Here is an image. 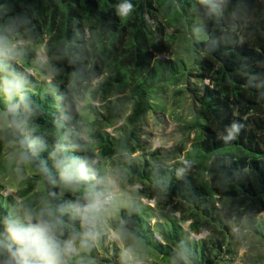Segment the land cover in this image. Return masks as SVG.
<instances>
[{
  "label": "trees",
  "instance_id": "trees-1",
  "mask_svg": "<svg viewBox=\"0 0 264 264\" xmlns=\"http://www.w3.org/2000/svg\"><path fill=\"white\" fill-rule=\"evenodd\" d=\"M0 52L26 80L4 107L0 155L15 142L34 171L10 193L0 183V264H20L9 226L40 220L53 226L63 264L110 252L123 264L234 260L241 242L229 221L264 213V0H0ZM109 83L121 90L103 103L115 122L149 111L165 122L163 107L189 92L191 116L179 127L194 129L191 144L155 146L152 131L121 123L110 134L91 131L100 137L93 145L78 106L99 110L89 98ZM110 173L125 191L113 205ZM8 201L20 204L18 221ZM110 233L124 252L104 242Z\"/></svg>",
  "mask_w": 264,
  "mask_h": 264
},
{
  "label": "rangeland",
  "instance_id": "rangeland-1",
  "mask_svg": "<svg viewBox=\"0 0 264 264\" xmlns=\"http://www.w3.org/2000/svg\"><path fill=\"white\" fill-rule=\"evenodd\" d=\"M17 43H25L23 40H19ZM34 49L37 56L41 61H45L46 54L43 51L42 45L34 44ZM164 54L155 55V57H161ZM165 56H167L165 54ZM12 64L8 57L4 56L0 52V128L8 124L7 115L4 107L6 106L9 99L14 96H19L23 93V84L26 80L23 77L16 76L14 70H11ZM138 68V67H137ZM167 71L170 72V69L167 68ZM26 73L31 74V70H28ZM159 77H162L163 74L160 71L157 72ZM146 76H148L146 74ZM171 76V75H170ZM98 77L93 80V83H97ZM142 78V76L140 77ZM132 81L129 80V83L123 88L124 91L128 92L129 87ZM118 85V83H112ZM121 90L111 89V83L105 86L100 87V92L94 98H89L91 103L95 107H99V110H89L83 107V102L79 104L80 114L82 117V126L85 137L89 138L94 131H107L109 134L112 132H117L116 127L121 123H126L129 126L137 125L143 127L144 129L152 131L149 136L153 137V145L157 146L159 144H165L167 147L171 146L173 143H176V140L182 139L186 146L190 145L193 137L195 135L194 129H189L187 126L180 131L179 125L183 123L185 119H189L191 116L192 110V96L189 92H184V94L170 99V101L163 107L165 113V122L158 123L155 114L152 111H149L145 116L131 119L122 116L120 120L115 122L112 119L115 117L110 116L113 111H108L104 107V102H107L109 98L114 97L115 92H120ZM107 93V94H106ZM106 96L103 98V95ZM86 101V100H85ZM106 108V110H105ZM177 108V109H176ZM176 109V110H175ZM100 137L98 134L91 136L90 140L93 142V145L96 146V140ZM34 174L33 169L31 168L23 149L17 147L15 142H10L3 149L0 155V183L6 187V192L10 193L15 191V189H20L26 186L28 178ZM108 181L111 184L115 195L110 205H113L117 200L120 194H125V191L122 189L121 184L117 179L112 177V174L108 176ZM35 190L40 195V201L45 206V192L44 184L41 179L37 180ZM117 204V203H116ZM115 204V205H116ZM20 204L8 201L6 203V208L9 212V217L14 221L19 220V213L14 212V208ZM49 209L54 208L48 204ZM104 211H108V206ZM264 213L260 215H247L241 218L239 221L234 219L229 221L232 224L233 229L237 233L241 246L238 249L237 255L234 257V260L230 264H264ZM25 225V224H24ZM186 225V222L184 223ZM26 227V226H25ZM206 232L203 231L199 234L193 235L195 238L204 237ZM111 239L116 241V245L121 247L119 251L124 252L122 244L118 240L117 236L113 233H110L105 238L104 242L110 243ZM109 241V242H108ZM74 247H71L70 252H74ZM82 248L77 247V251ZM117 255V256H116ZM118 253L110 252V255L107 256V259L95 260L93 264H123L124 260L118 257ZM68 264L71 262H77L81 260L90 259L86 255L78 256H69L68 255ZM89 263V262H88ZM86 263V264H88ZM135 264V263H134ZM147 264H156L153 262V259L150 258Z\"/></svg>",
  "mask_w": 264,
  "mask_h": 264
},
{
  "label": "clouds",
  "instance_id": "clouds-1",
  "mask_svg": "<svg viewBox=\"0 0 264 264\" xmlns=\"http://www.w3.org/2000/svg\"><path fill=\"white\" fill-rule=\"evenodd\" d=\"M131 8V4L123 5L122 14L126 15ZM233 129L237 130L235 125ZM52 227L44 220L28 227L15 222L9 226L12 239L19 245L15 255L20 258V264H30L32 260L39 264H63L62 250L51 235Z\"/></svg>",
  "mask_w": 264,
  "mask_h": 264
},
{
  "label": "built area",
  "instance_id": "built-area-1",
  "mask_svg": "<svg viewBox=\"0 0 264 264\" xmlns=\"http://www.w3.org/2000/svg\"><path fill=\"white\" fill-rule=\"evenodd\" d=\"M112 195L113 193L111 191H108L100 199H97L96 201L97 208H102L103 204L110 201V199L112 198Z\"/></svg>",
  "mask_w": 264,
  "mask_h": 264
}]
</instances>
